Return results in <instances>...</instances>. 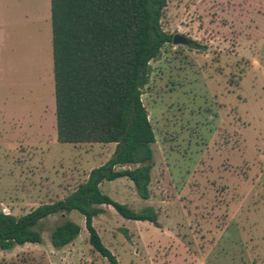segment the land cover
Segmentation results:
<instances>
[{
  "label": "rangeland",
  "instance_id": "obj_1",
  "mask_svg": "<svg viewBox=\"0 0 264 264\" xmlns=\"http://www.w3.org/2000/svg\"><path fill=\"white\" fill-rule=\"evenodd\" d=\"M188 45L166 44L142 89L155 136L149 198L126 178L100 190L156 223L93 218L118 264H264V0H168L161 20ZM47 27V26H46ZM0 32V210L20 216L64 198L104 165L114 144L56 139L48 27ZM192 46V47H191ZM69 220L74 241L53 248ZM40 244L0 250V264H108L88 242L77 212L43 220Z\"/></svg>",
  "mask_w": 264,
  "mask_h": 264
},
{
  "label": "trees",
  "instance_id": "obj_2",
  "mask_svg": "<svg viewBox=\"0 0 264 264\" xmlns=\"http://www.w3.org/2000/svg\"><path fill=\"white\" fill-rule=\"evenodd\" d=\"M56 139L62 144H114L108 161L64 198L18 217L0 210V250L40 244V223L77 212L88 242L108 264H118L103 245L93 218L111 206L122 218L156 223L157 215L117 203L103 194L105 181L126 178L142 200L149 198L154 131L142 104L149 62L172 43L162 25L168 0H50ZM192 47V46H191ZM81 227L69 220L50 235L53 248L76 239Z\"/></svg>",
  "mask_w": 264,
  "mask_h": 264
},
{
  "label": "crops",
  "instance_id": "obj_3",
  "mask_svg": "<svg viewBox=\"0 0 264 264\" xmlns=\"http://www.w3.org/2000/svg\"><path fill=\"white\" fill-rule=\"evenodd\" d=\"M36 24L39 30L48 27L51 34L50 0H0V32L6 38L5 31L12 25L23 23ZM47 26V27H46ZM52 45V34H51ZM101 186V185H100Z\"/></svg>",
  "mask_w": 264,
  "mask_h": 264
},
{
  "label": "water",
  "instance_id": "obj_4",
  "mask_svg": "<svg viewBox=\"0 0 264 264\" xmlns=\"http://www.w3.org/2000/svg\"><path fill=\"white\" fill-rule=\"evenodd\" d=\"M172 44L173 45H188L189 41L186 40L183 36L176 34L172 37Z\"/></svg>",
  "mask_w": 264,
  "mask_h": 264
}]
</instances>
